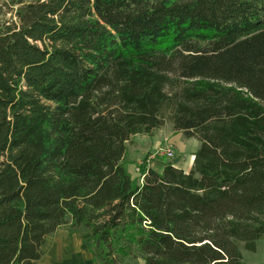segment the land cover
Listing matches in <instances>:
<instances>
[{
  "label": "trees",
  "instance_id": "obj_1",
  "mask_svg": "<svg viewBox=\"0 0 264 264\" xmlns=\"http://www.w3.org/2000/svg\"><path fill=\"white\" fill-rule=\"evenodd\" d=\"M6 2V1H5ZM0 8V264L56 229L92 264H248L264 235V0H9ZM170 122L188 172L126 144Z\"/></svg>",
  "mask_w": 264,
  "mask_h": 264
},
{
  "label": "rangeland",
  "instance_id": "obj_2",
  "mask_svg": "<svg viewBox=\"0 0 264 264\" xmlns=\"http://www.w3.org/2000/svg\"><path fill=\"white\" fill-rule=\"evenodd\" d=\"M9 0H0V8L4 12L5 18H10L13 15L12 10H9L6 2ZM172 125L170 122H166L160 128L153 131L152 134L147 136V145L142 143L143 149H135V142H138L140 136H134L131 138L133 142L128 141L126 144V155L130 160L129 165H127L130 174L135 177L137 171L135 167L137 166V161L143 159L145 155V150L154 154L156 166H160L163 162L173 161L176 158L187 159L189 154L194 152L198 146L199 141L194 138H185L183 135L177 139L176 142H183L184 146L181 151H176V147L173 144V157L169 158L167 156H161L156 153L157 147L162 146L165 142V137H171L174 133H171ZM170 134V135H169ZM164 140V141H163ZM175 142V143H176ZM87 239L88 233L84 231L70 232L65 227L56 229L53 233L45 238L42 246L43 255L38 261L39 264H77L81 259L85 262V257L87 253ZM243 260L248 264H264V235L259 238L256 242V248L253 251L241 249ZM139 264H143L139 261Z\"/></svg>",
  "mask_w": 264,
  "mask_h": 264
},
{
  "label": "crops",
  "instance_id": "obj_3",
  "mask_svg": "<svg viewBox=\"0 0 264 264\" xmlns=\"http://www.w3.org/2000/svg\"><path fill=\"white\" fill-rule=\"evenodd\" d=\"M171 133H174V135L173 136H171L170 138L169 137H165L164 139H167V141L169 142V143H171V145L173 146V144L175 145V147H176V150H175V153H176V151H181L182 149H183V146H184V143L183 142H176L177 141V139L179 138V137H181V132H175L174 130H173V128H172V131H171ZM170 135V134H169ZM134 136H140L139 137V140H138V142H135V149H143V151H144V147H142L141 145H142V143L143 144H145V145H147L148 143L146 142L148 139H147V136L148 135H146V134H136V135H134ZM134 136H132L131 138H133ZM130 138V141L131 142H133V140ZM129 141V142H130ZM164 141V140H163ZM176 142V143H175ZM153 156H154V154H152V153H150L148 150H145V155H144V157H147V164H148V167H151V168H154V169H156V170H160L163 166H164V164H165V162H163L162 164H160V166H156V164H155V159L153 158ZM125 157H126V160H127V162H128V164L127 165H129V163H130V160L131 159H128L127 158V155H125ZM142 161V158L141 159H139L138 161H137V165L140 163ZM192 161H193V152L192 153H190L189 154V157L187 158V159H183V157L182 158H176V159H174L173 161H171V163L175 166V167H177V168H180V169H182V170H184L185 172H188L189 170H190V168H191V165H192ZM136 168V167H135ZM128 169V168H127ZM138 174V173H137ZM137 176V175H136ZM87 255H86V257H85V262L83 261V259H81L77 264H92V260H91V256H90V254L87 252L86 253Z\"/></svg>",
  "mask_w": 264,
  "mask_h": 264
},
{
  "label": "built area",
  "instance_id": "obj_4",
  "mask_svg": "<svg viewBox=\"0 0 264 264\" xmlns=\"http://www.w3.org/2000/svg\"><path fill=\"white\" fill-rule=\"evenodd\" d=\"M156 153L160 154L161 156H167L169 158L174 156L172 145L167 141V139H165V142L162 146L157 147L155 154Z\"/></svg>",
  "mask_w": 264,
  "mask_h": 264
}]
</instances>
